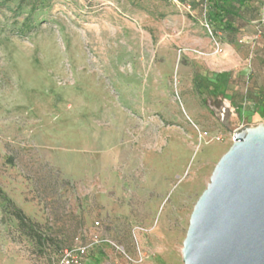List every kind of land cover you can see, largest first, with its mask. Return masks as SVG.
Returning <instances> with one entry per match:
<instances>
[{
	"label": "rangeland",
	"instance_id": "obj_1",
	"mask_svg": "<svg viewBox=\"0 0 264 264\" xmlns=\"http://www.w3.org/2000/svg\"><path fill=\"white\" fill-rule=\"evenodd\" d=\"M0 0V264H183L193 205L264 122V0ZM12 206L37 225L21 228Z\"/></svg>",
	"mask_w": 264,
	"mask_h": 264
},
{
	"label": "water",
	"instance_id": "obj_2",
	"mask_svg": "<svg viewBox=\"0 0 264 264\" xmlns=\"http://www.w3.org/2000/svg\"><path fill=\"white\" fill-rule=\"evenodd\" d=\"M183 264H264V122L233 131L195 201Z\"/></svg>",
	"mask_w": 264,
	"mask_h": 264
},
{
	"label": "trees",
	"instance_id": "obj_3",
	"mask_svg": "<svg viewBox=\"0 0 264 264\" xmlns=\"http://www.w3.org/2000/svg\"><path fill=\"white\" fill-rule=\"evenodd\" d=\"M207 2L210 0H206ZM213 5L217 11V13L225 14V15H231L230 11L225 9L222 6V3L220 0H213ZM12 214L15 217V219L18 221V224L21 228H29L31 233H29L32 238L38 242L41 243L42 241V233L39 232L36 227L37 225L33 223L29 218H27L20 209L16 208L15 206H12Z\"/></svg>",
	"mask_w": 264,
	"mask_h": 264
},
{
	"label": "built area",
	"instance_id": "obj_4",
	"mask_svg": "<svg viewBox=\"0 0 264 264\" xmlns=\"http://www.w3.org/2000/svg\"><path fill=\"white\" fill-rule=\"evenodd\" d=\"M89 245L80 244L74 250H70L64 264H85L88 257Z\"/></svg>",
	"mask_w": 264,
	"mask_h": 264
}]
</instances>
